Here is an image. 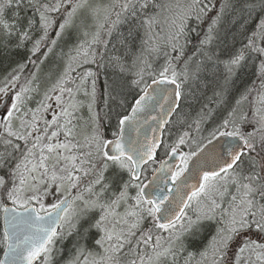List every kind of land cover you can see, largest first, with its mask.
<instances>
[{
	"label": "snow or ice",
	"instance_id": "1",
	"mask_svg": "<svg viewBox=\"0 0 264 264\" xmlns=\"http://www.w3.org/2000/svg\"><path fill=\"white\" fill-rule=\"evenodd\" d=\"M0 249L264 264V0H0Z\"/></svg>",
	"mask_w": 264,
	"mask_h": 264
},
{
	"label": "trees",
	"instance_id": "2",
	"mask_svg": "<svg viewBox=\"0 0 264 264\" xmlns=\"http://www.w3.org/2000/svg\"><path fill=\"white\" fill-rule=\"evenodd\" d=\"M254 78H255L254 76H251V70H249V75H246L244 77V83H248V82H250L251 79H254ZM100 84H101V82H100ZM101 86H102V84H101ZM1 255H2V249H0V257H1Z\"/></svg>",
	"mask_w": 264,
	"mask_h": 264
},
{
	"label": "rangeland",
	"instance_id": "3",
	"mask_svg": "<svg viewBox=\"0 0 264 264\" xmlns=\"http://www.w3.org/2000/svg\"><path fill=\"white\" fill-rule=\"evenodd\" d=\"M100 82H101V84L103 83L102 79H101V81H100ZM85 115H87V112H86V110H85Z\"/></svg>",
	"mask_w": 264,
	"mask_h": 264
},
{
	"label": "water",
	"instance_id": "4",
	"mask_svg": "<svg viewBox=\"0 0 264 264\" xmlns=\"http://www.w3.org/2000/svg\"><path fill=\"white\" fill-rule=\"evenodd\" d=\"M149 178H151V177L149 176ZM2 255H3V253H2ZM2 255H1V257H2Z\"/></svg>",
	"mask_w": 264,
	"mask_h": 264
}]
</instances>
